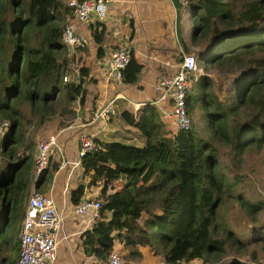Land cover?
<instances>
[{"label": "trees", "instance_id": "1", "mask_svg": "<svg viewBox=\"0 0 264 264\" xmlns=\"http://www.w3.org/2000/svg\"><path fill=\"white\" fill-rule=\"evenodd\" d=\"M185 7L199 20L191 33V45L204 46L199 61L205 67L221 66L233 76L225 96L228 102L216 97L213 79L202 74L191 81L186 109L191 119L195 102H201L205 132L200 133L192 119L188 128L174 132L157 107L145 102L137 116L128 119L144 135L142 145L112 140L80 155L89 180L70 189V200L78 203L86 186L98 184L95 197L101 201V216L82 232L81 245L101 261L119 240L130 245V253L140 254L138 246H154L163 264H261L253 262L255 251L247 260H220L228 246L242 250L247 243L264 240L257 229L247 238L226 226L220 234L221 206L233 198L253 216L264 208V197L234 190L240 178L228 177L214 142L227 144L236 162L249 149L264 159V0H186ZM67 8V0H0V119L10 123L0 135V264H13L18 256L20 228L15 226L11 234L8 230L14 217L21 221L24 216L28 189L34 183L46 191L58 168L49 160L33 180L34 141L28 144L29 152L19 150L26 124L38 129L54 118L61 93L64 113L58 125L68 126L86 94L90 51L86 45L71 57L63 43ZM182 46L189 50L183 40ZM141 68L131 50L121 80L136 82ZM66 73L71 77L63 81ZM188 181L191 222L178 232L167 231L164 226L170 229L182 212Z\"/></svg>", "mask_w": 264, "mask_h": 264}, {"label": "crops", "instance_id": "2", "mask_svg": "<svg viewBox=\"0 0 264 264\" xmlns=\"http://www.w3.org/2000/svg\"><path fill=\"white\" fill-rule=\"evenodd\" d=\"M105 1L107 10L103 19H99L95 11H92L86 20H80L73 9L67 8V17L80 33L88 37L91 67L90 76L84 81L86 94L82 104H78L76 118L68 126L58 125L59 118L64 113L61 103L57 108V115L38 128L45 135L43 139L55 134L62 148L63 159L59 155L51 158V161L57 162L58 168L48 184L49 188L44 191L53 195L64 215L58 243V247L64 243V252H57L55 264H99L101 261L93 254H86L81 245L82 232L95 221H88V216L75 213V204L70 200V189L80 183L87 184L89 180L80 164L79 135L91 134L100 147L104 142L112 140L142 145L144 135L128 119L131 115L136 117L145 102H151L157 107L168 128L172 131L175 128L163 112L169 108L167 100L155 102L158 94L154 85L161 77L174 72L177 52L179 57L181 48L184 50L182 40L188 45L178 21L181 15H190L185 3L182 0ZM185 11L188 13L185 14ZM177 31L181 36L180 40L175 39ZM121 42L127 43L142 63L136 82L117 80L111 74V52ZM188 46L190 49V45ZM109 100L113 104L108 115L92 121V111ZM134 138L136 140L132 141ZM99 190L100 186H86L83 197H95ZM20 225L21 221L19 228ZM116 245L117 241L114 246ZM137 248L144 253L145 246Z\"/></svg>", "mask_w": 264, "mask_h": 264}, {"label": "built area", "instance_id": "3", "mask_svg": "<svg viewBox=\"0 0 264 264\" xmlns=\"http://www.w3.org/2000/svg\"><path fill=\"white\" fill-rule=\"evenodd\" d=\"M182 1L186 3V0ZM67 4L80 20H86L92 11H95L99 19L106 16L107 4L105 0H67ZM61 39L69 48L71 57L78 48L88 44V37L80 33L68 17L61 28ZM180 52L174 72L161 77L154 85L158 94L155 102L167 100L169 103V108L163 112L165 117L173 123L174 132L190 126L191 119L186 109V96L191 81L196 80L200 74H204L203 67L198 63L193 53L185 52L182 48ZM130 60L131 47L125 42L119 43L111 52V74L115 79H122V74ZM73 71L78 74L74 66ZM70 77L71 74L66 73L62 80H69ZM112 104L113 101L109 100L95 108L91 113V120L107 116L112 110ZM9 124L7 119L0 120V133L4 132ZM78 140L80 155L86 151L100 148L99 143L91 134L81 133ZM55 155H59L63 159L62 148L55 134L38 141L33 165L34 181L39 173L47 167L50 158ZM100 208L101 201L98 197L85 196L75 204L73 210L77 214L87 215L88 221H96L101 216ZM63 223L64 215L59 210L53 195L50 192L39 190L33 183L21 220L19 253L13 264H55L59 234ZM105 263L122 264L121 254L112 249L105 259Z\"/></svg>", "mask_w": 264, "mask_h": 264}, {"label": "rangeland", "instance_id": "4", "mask_svg": "<svg viewBox=\"0 0 264 264\" xmlns=\"http://www.w3.org/2000/svg\"><path fill=\"white\" fill-rule=\"evenodd\" d=\"M188 13L185 11V14ZM191 15V14H190ZM181 15L178 18L180 29L183 32V36L186 39L188 45H190L189 50H184L185 52H191L195 55L198 60V63L203 67L204 74L207 73L214 82L213 92L215 93L218 99L222 100L225 104L228 102L225 99L227 96L228 89L230 88V84L232 82L233 76L225 73L224 68L221 66H217L216 64H210L206 67L202 62L199 61V51L204 48L203 45H191V33L195 30V26L198 25L199 20L197 17L193 15ZM191 19V21H190ZM189 23H191L189 26ZM181 36L177 31V37L175 39L180 40ZM183 38V37H182ZM235 38L234 40H236ZM230 42L227 41L225 44L221 45V48L228 45ZM181 53V52H180ZM178 52L175 57L176 61H179ZM202 75V74H200ZM199 75V76H200ZM197 77V79L199 78ZM196 79V80H197ZM195 81V80H194ZM193 84V83H192ZM192 86V85H191ZM230 92V91H229ZM62 94L58 95L57 108L62 103ZM204 108L201 105L200 101L195 102L190 115L191 119L195 122L197 129L200 133L205 132L207 129L206 121L204 120ZM2 120V119H0ZM203 130V132H202ZM3 133V132H2ZM0 133V135L2 134ZM26 136L24 138V142L19 145V150L23 152H29L31 149L28 146L30 141H34V149L32 155V163L35 161L36 156V147L37 143L40 139H43L45 135H43L34 124L30 123L26 124ZM122 140V139H120ZM134 138L132 141H135ZM218 148V153L221 159H223L224 169L228 172V177L231 179L232 176H236L240 178V182L235 186V191H241L246 196H253L258 199L260 196L264 197V159L259 151L255 149H249L242 153V160L240 162H236V160L232 159L230 154L229 146L225 143H221L218 141L214 142ZM133 144V143H130ZM134 144H137L134 142ZM139 145V144H138ZM1 157V154H0ZM51 160V158H50ZM197 173H203L204 170L201 168H197ZM94 186H99L98 184H93ZM118 185V184H117ZM33 187V183L28 189L27 196L29 195L31 189ZM192 184L191 181H188L183 186V209L179 214L177 221L170 225V229L167 228V224L164 226L167 231L170 232H178L189 225L192 219ZM69 189V188H68ZM97 189V187H95ZM94 197V196H93ZM87 216V215H86ZM21 217L16 216L13 218L12 223H10L8 230V234L13 231L14 227L19 225ZM220 222V226L218 231L220 234L224 233L222 230L224 226L228 227V229H233L237 232L241 237L247 238L251 234H253L257 229L260 230L262 235H264V208L256 213L253 216L245 214L244 211L237 204L235 199L230 198L228 201L221 206V217L218 219ZM225 223V225L223 224ZM163 225V224H162ZM117 241V245L114 246V250H117L122 257V264H130L129 261L133 262L132 264H161L162 256L161 253L156 251L154 246L146 245L144 248V253L140 254L136 253V251L130 253L129 247L130 245L124 244L123 241ZM63 244L59 245V249L57 252L62 254L64 252ZM123 245V246H119ZM119 246V247H118ZM250 251L256 252V258L253 259V262H260L264 264V240L259 241V243L250 242L247 243L246 247L242 250H236L233 247L228 246L224 254L221 256V261H226L231 258H237L240 260H247L249 257L248 253ZM99 264H106L105 261H99Z\"/></svg>", "mask_w": 264, "mask_h": 264}]
</instances>
